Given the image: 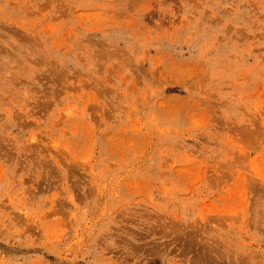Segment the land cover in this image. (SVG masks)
Returning a JSON list of instances; mask_svg holds the SVG:
<instances>
[{
	"label": "rangeland",
	"instance_id": "rangeland-1",
	"mask_svg": "<svg viewBox=\"0 0 264 264\" xmlns=\"http://www.w3.org/2000/svg\"><path fill=\"white\" fill-rule=\"evenodd\" d=\"M0 264H264V0H0Z\"/></svg>",
	"mask_w": 264,
	"mask_h": 264
}]
</instances>
